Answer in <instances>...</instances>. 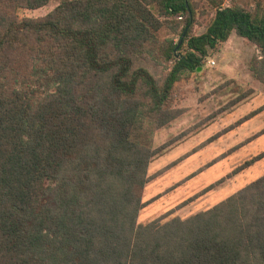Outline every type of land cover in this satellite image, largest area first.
Masks as SVG:
<instances>
[{
	"label": "trees",
	"instance_id": "obj_1",
	"mask_svg": "<svg viewBox=\"0 0 264 264\" xmlns=\"http://www.w3.org/2000/svg\"><path fill=\"white\" fill-rule=\"evenodd\" d=\"M48 1L0 0V264H264V174L187 217L137 223L165 147L153 133L181 113V74L233 32L258 50L248 69L264 84V2L212 1L200 34L190 0H59L17 14ZM164 26L177 42L159 38Z\"/></svg>",
	"mask_w": 264,
	"mask_h": 264
},
{
	"label": "rangeland",
	"instance_id": "obj_2",
	"mask_svg": "<svg viewBox=\"0 0 264 264\" xmlns=\"http://www.w3.org/2000/svg\"><path fill=\"white\" fill-rule=\"evenodd\" d=\"M58 1L49 0L35 9H19L17 14L19 17L41 16ZM190 1L195 7L191 32L200 34L214 13L212 1H219L221 6L240 3L252 10L258 0ZM179 16L178 20L185 17ZM158 36L173 42L179 39L178 32L166 26L159 30ZM254 54H258L256 47L232 32L225 42L208 50L199 70L181 74L175 84L173 100L181 113L153 133V147L163 144L165 147L149 164L147 173L151 179L142 192L144 205L137 223L167 211V218L187 217L211 207L264 174L262 158L228 175L243 160L264 150V132H261L264 128V84L254 79L248 69V61ZM240 94L245 96L238 100ZM259 107L257 113L247 117ZM220 178L224 179L221 183L203 191Z\"/></svg>",
	"mask_w": 264,
	"mask_h": 264
},
{
	"label": "built area",
	"instance_id": "obj_3",
	"mask_svg": "<svg viewBox=\"0 0 264 264\" xmlns=\"http://www.w3.org/2000/svg\"><path fill=\"white\" fill-rule=\"evenodd\" d=\"M178 18H181V16H177ZM210 63H213V60L210 62Z\"/></svg>",
	"mask_w": 264,
	"mask_h": 264
},
{
	"label": "water",
	"instance_id": "obj_4",
	"mask_svg": "<svg viewBox=\"0 0 264 264\" xmlns=\"http://www.w3.org/2000/svg\"><path fill=\"white\" fill-rule=\"evenodd\" d=\"M196 69H197V70H199V69H200V67L198 66Z\"/></svg>",
	"mask_w": 264,
	"mask_h": 264
}]
</instances>
